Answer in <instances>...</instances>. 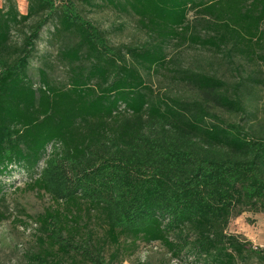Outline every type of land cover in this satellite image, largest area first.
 Here are the masks:
<instances>
[{
	"label": "trees",
	"instance_id": "trees-1",
	"mask_svg": "<svg viewBox=\"0 0 264 264\" xmlns=\"http://www.w3.org/2000/svg\"><path fill=\"white\" fill-rule=\"evenodd\" d=\"M27 1L25 15L16 0L0 7V176L37 174L43 163L29 187L57 204L39 217L42 250L30 264H122L139 241L160 243L181 264H264V247L228 230L244 213L264 215V138L207 124L214 116L201 104L156 98L142 76L166 67L173 41L264 62V0H105L152 36L138 48H114L76 0ZM54 18L75 40L59 52L71 84L52 85L42 71L36 88L30 60ZM200 23L208 38L193 33ZM184 72L201 89L226 87ZM222 100L245 111L241 100ZM84 204L104 237L82 229Z\"/></svg>",
	"mask_w": 264,
	"mask_h": 264
},
{
	"label": "rangeland",
	"instance_id": "rangeland-1",
	"mask_svg": "<svg viewBox=\"0 0 264 264\" xmlns=\"http://www.w3.org/2000/svg\"><path fill=\"white\" fill-rule=\"evenodd\" d=\"M83 15L94 22L105 33L114 48H138L152 42V36L142 29L138 19L122 14L109 7L105 0H95L99 7H92L76 0ZM19 11L27 14V0H16ZM6 0H0L3 7ZM194 15H190V20ZM201 21H198V23ZM195 25L193 33L208 38L210 33L204 25ZM58 19L54 18L44 28L37 42L36 52L29 64V76L36 88L42 85L41 72H45L52 85L69 87L72 67L65 63L59 52L75 40L67 34L58 33ZM19 33L14 38L19 39ZM264 54V46L257 48ZM168 64L164 69L142 71L146 84L151 87L154 97L171 104L177 100L184 104H201L212 116L207 124L240 125L251 135L264 138V62L261 59L248 61L235 56L230 59L225 52H216L191 43L171 42L166 49ZM90 63H83L88 67ZM200 73L213 77L226 84L217 90L201 89L185 78L184 71ZM95 84V81L92 82ZM241 100L245 107L243 113H237L222 106V99ZM125 118L128 115L123 113ZM219 119V122L218 120ZM50 152V148H49ZM43 168L41 163L37 174H29L25 169L14 168L10 174L0 176V264H30V258L42 250L39 217L48 211L57 209V204L44 192L30 189V185L39 177ZM83 205L77 215L82 229L93 231L95 238L104 237L105 225L97 212L89 211ZM86 228V229H85ZM230 233L245 236L256 247H264V215L244 213L231 221ZM85 233V232H84ZM128 242V243H127ZM131 245L132 241H126ZM112 248L107 249L108 255ZM122 264H181L170 261L166 249L160 243L139 241L128 250Z\"/></svg>",
	"mask_w": 264,
	"mask_h": 264
}]
</instances>
